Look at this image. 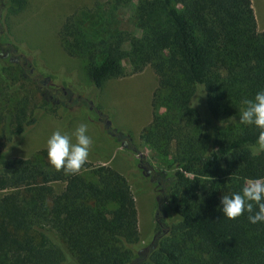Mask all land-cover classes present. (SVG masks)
Listing matches in <instances>:
<instances>
[{
    "label": "trees",
    "instance_id": "16d2710c",
    "mask_svg": "<svg viewBox=\"0 0 264 264\" xmlns=\"http://www.w3.org/2000/svg\"><path fill=\"white\" fill-rule=\"evenodd\" d=\"M134 20L140 34L99 35L72 15L60 39L87 60L98 88L126 75V59L134 72L150 65L157 74L153 118L140 134L169 159L150 171L160 192L154 235L140 240L124 174L87 160L68 175L43 149L0 162V264H264V223L220 211L221 196L264 178L258 130L239 123L242 100L264 89V31L252 0H137ZM15 119L17 134L36 123Z\"/></svg>",
    "mask_w": 264,
    "mask_h": 264
},
{
    "label": "rangeland",
    "instance_id": "374dc122",
    "mask_svg": "<svg viewBox=\"0 0 264 264\" xmlns=\"http://www.w3.org/2000/svg\"><path fill=\"white\" fill-rule=\"evenodd\" d=\"M120 1L25 0L19 8L0 1V162L30 157L46 149L52 132H71L86 123L93 139L88 161L127 177L140 240L147 245L154 235L160 199L150 171L169 163L140 137L153 118L157 74L150 65L134 72L126 59V75L109 78L98 88L87 73V60L70 56L60 39V30L72 15L83 25L92 24L99 35L140 34L134 20L137 0ZM252 4L258 30L264 31V0ZM19 116L23 126L33 117L36 123L17 134Z\"/></svg>",
    "mask_w": 264,
    "mask_h": 264
},
{
    "label": "clouds",
    "instance_id": "9594fccd",
    "mask_svg": "<svg viewBox=\"0 0 264 264\" xmlns=\"http://www.w3.org/2000/svg\"><path fill=\"white\" fill-rule=\"evenodd\" d=\"M239 123L254 126L258 136L253 146L255 154L264 152V89L251 99L242 100ZM93 139L88 135L86 123H80L71 132L56 130L46 140L47 157L56 171L76 175L88 160ZM220 211L228 219H235L245 212L251 224L264 223V179L251 180L240 192L220 197ZM256 211H253V206Z\"/></svg>",
    "mask_w": 264,
    "mask_h": 264
}]
</instances>
